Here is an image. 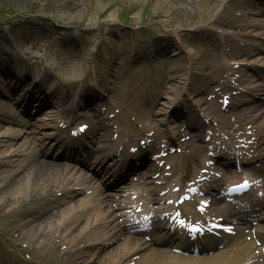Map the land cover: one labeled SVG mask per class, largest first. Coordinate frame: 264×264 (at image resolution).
<instances>
[{"label":"rangeland","instance_id":"374dc122","mask_svg":"<svg viewBox=\"0 0 264 264\" xmlns=\"http://www.w3.org/2000/svg\"><path fill=\"white\" fill-rule=\"evenodd\" d=\"M192 1L186 5L177 4L173 0H75V9L64 11L60 10V0H0V56L9 59L0 60V96L1 100L10 103L17 117L15 120L22 124L13 125L9 129L8 124L0 125L1 129L3 128L0 130L2 166L0 178L7 172L15 173L22 164L23 155L40 154L41 157L43 155L51 157V153H56L51 149V143L54 141L51 138L45 143L38 138L37 146L35 144L32 149H27L19 148L21 141L19 142V138L14 140L16 138L14 135L21 131V135L25 134L29 143L32 141L30 135L40 138V134L55 137L60 131L54 130L53 118L57 113L68 116L50 104L42 110V114L33 117L35 120L31 119L33 125L24 123L21 116L26 110L23 104V101H27L26 91H37L32 86L35 84L34 72L37 78H44L47 75L51 76L49 78L55 77L56 79H52L57 82V87L61 89L57 91L63 92V97L67 96L70 90L79 93V88L82 90L86 86L91 90V97L86 99L84 105L80 107L82 109L78 111L82 114L87 113L89 117L98 112L104 113L106 119L108 112L109 115L115 116L113 119L116 117L121 119L122 125L114 122L117 129L114 125L111 126L121 140H131L134 145L138 139L144 137L134 131L132 126L128 125V121L137 123L138 128L143 127L149 138L152 134H157L156 129H160L161 134L166 132L173 135L176 132L175 127L181 125L179 123L194 116L201 119L205 128L213 129L215 137L219 130L231 133L227 115L229 113L220 110L222 94L219 93L217 83H221L222 80L216 68H223L222 76L225 74L243 76L245 70H251V66L264 65L259 63L261 61L248 57H239L231 61L230 58L239 49L228 44L220 49L222 52L210 51L213 41L211 35L219 37L220 34L230 42L244 43L246 50L253 49L249 42L242 39L237 41L232 34L228 35L227 29L220 28L218 21L216 20L217 23L215 21L223 7L227 11L235 9L236 0L232 3L227 0ZM248 1L256 5V10L253 7L255 11L261 10L256 0ZM251 21L255 24L257 22L264 24V17L253 16ZM142 27H147L148 31H156L158 34L171 33L168 37L173 38L172 44L177 47L178 41L181 40L183 47L190 52V57L184 52L177 50L175 53L172 50L171 57L176 60H173L174 63L169 65L168 69L164 71L141 69L135 64L139 61L135 52L147 49L148 46L142 45L135 31ZM145 34L144 30L139 33L140 36ZM259 44V41L253 42L256 48ZM74 52H78L77 58H71L75 56ZM93 65L95 76L90 75L91 70H85L86 66ZM186 71L195 76L191 79L190 85L184 84L182 80L172 86L166 85L167 80L171 81L174 77L184 78ZM26 72L29 75L27 78ZM114 84L117 86L114 87ZM225 84L234 86L227 82ZM246 84L247 79L239 89ZM43 90L48 91L45 88ZM259 101L264 104L262 98ZM31 104L33 109L35 101ZM237 104L239 101H236L235 106ZM3 115L1 118L3 121L6 123L11 121L10 114ZM174 115L177 117L175 123H169V116ZM23 125L27 128L24 129ZM9 130L13 131V134L9 135ZM206 131L198 134L200 140L197 143L206 144L203 143ZM7 137L13 140L8 142ZM160 142L164 143L163 140L158 143ZM39 143H43L42 148H39ZM5 154L14 157L8 160ZM6 160L10 161L11 166L3 165L7 164L4 162ZM43 160L50 161L44 158ZM184 162L189 167V173L184 178L191 179L189 176H193L192 170L196 166H201L200 159L196 158L193 162L186 159ZM43 202L34 205L35 210L46 204H42ZM113 202L115 203L113 205H119L116 200ZM32 207H28L27 211H32ZM13 208L14 206L7 208L0 206V263L17 264V261L23 260L20 264H61L60 256L64 252L96 243L91 239L84 241V244L78 241L79 246L72 248L71 235L61 234L59 237L54 232L52 238L43 244L37 240L31 242L24 240L19 237V232L24 233L29 213H21L20 210L16 215L12 213ZM74 214L72 208L68 209L59 221L71 219ZM18 217L21 219V229L17 227ZM54 228L57 229L56 225ZM74 230V235L80 232V229ZM21 256L22 258H19Z\"/></svg>","mask_w":264,"mask_h":264},{"label":"bare ground","instance_id":"6f19581e","mask_svg":"<svg viewBox=\"0 0 264 264\" xmlns=\"http://www.w3.org/2000/svg\"><path fill=\"white\" fill-rule=\"evenodd\" d=\"M173 2L187 5L191 4L193 1L173 0ZM75 7V0H60V10L70 11L72 9L74 10ZM229 18L240 19L238 14L230 15ZM262 55L264 54L261 53L260 56ZM0 60L7 61L3 56H1ZM4 75L8 76L5 73ZM35 81L38 83H35L33 87H35L37 91H41L43 85H46V82L42 80ZM223 89L226 95L233 93L232 90L227 88ZM52 92L56 91L54 90ZM1 99L2 97L0 96V125H17L16 120L14 119H11V121H8L7 123L1 119L3 114L14 113L10 110L11 105ZM30 99H32L31 96L28 98V101ZM40 101L42 102V99ZM263 109L264 108L260 106L254 107V105H248L240 109L233 108L230 111L235 119L233 124L241 125L242 123L248 122V124L256 126L257 121L262 115H264ZM193 128L202 131L204 126L194 123L186 125V131ZM2 129L0 127V130ZM11 132L12 131H10V133ZM178 133L180 134L181 132L179 131ZM23 137L24 135L20 138H16H19V142L21 141L19 148L25 146L29 147L27 139ZM249 138L250 137H248V139ZM257 139L261 145H264V136H258ZM172 142L176 144L178 141L175 139ZM180 145H185V147L190 149L191 154L203 155L202 150H200L199 146H197L193 140L186 143L184 142ZM71 147L72 146H68L70 150L72 149ZM159 153L160 151L154 154L157 155ZM144 154L145 151H138V153L134 155L141 159H145ZM6 155L8 154H5V156ZM203 160L206 162L212 159L206 157L203 158ZM21 162V167L18 168L19 170H17V172L13 174L7 172L4 177L0 178V206L3 208L14 206L12 213H15L16 215L17 213L19 214L20 210L22 211L21 213H27L28 207L43 199L44 196L53 190L56 184L64 183V181H66L65 178L67 175L69 176L68 173L71 171L70 166L53 163L52 161L45 162L44 160H40L37 156H33L31 159L30 157L27 159L24 157ZM262 171L264 172V165ZM208 192L209 195L207 198H211L210 203L212 205L216 204L218 200L214 198L216 197L214 194H211L215 192V190L210 188L209 191L207 189L206 193ZM261 200V202L256 200L259 202L257 204L259 209L264 206V197ZM78 203V200H72L66 207L60 209L55 207L56 205L61 204L60 199H56L53 204L48 205L46 208L31 212L25 223L27 227L25 228L24 233L19 232V237L24 240L27 239L30 242L37 240V242L43 244L45 241L49 240V238H52L53 232L59 236L61 234L71 235L73 233L71 229L75 232L74 229L77 228L78 230L80 229V232L78 231L75 235L71 236V241H74V246L78 240L92 239L95 240V242H98L86 245L81 250L64 252L60 256L61 264H249L246 262L248 261V254L252 251V245L250 243L246 244V235L244 232H240L239 236L234 240L231 239V241L228 240L229 237H223L220 239V243L218 244L224 246L223 250L212 256L210 255V257L203 259L199 257H183L168 250L150 248L148 243L144 240L127 235L126 228H124L122 223H118L114 217L116 214L115 210L110 208L105 212L99 203L88 202L81 208V210L76 212L71 219H65L60 222L59 220L67 213L68 209L74 208ZM231 211H235V208L233 207L229 213ZM183 212L184 214L186 213V208L183 209ZM20 222L21 219L18 217L16 222L18 229H21L22 227ZM257 223V228H253L248 222H245L246 228H244V230H249V236H255V239L258 241L260 240V242L262 241V244L264 245V215L257 219ZM80 224L83 225L79 227ZM88 224H91V229L80 238H77L80 235L79 233H81V229H83L84 226L87 228ZM55 225L57 227L56 230L54 228ZM227 225H231L230 222L227 223ZM204 240L209 246V240L207 238ZM213 244L214 245L209 248L203 246L198 247V253L215 250L214 247L216 244ZM189 246L177 245V247H174L173 249H178L181 252H188ZM118 250H121V252H118ZM133 258L136 259L134 260ZM253 259L255 264H257V257L254 256Z\"/></svg>","mask_w":264,"mask_h":264}]
</instances>
